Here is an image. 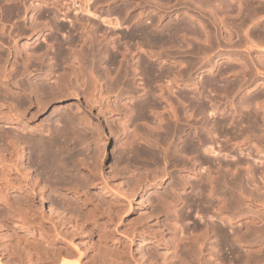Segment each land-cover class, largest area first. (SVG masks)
Instances as JSON below:
<instances>
[{
  "label": "rangeland",
  "instance_id": "rangeland-1",
  "mask_svg": "<svg viewBox=\"0 0 264 264\" xmlns=\"http://www.w3.org/2000/svg\"><path fill=\"white\" fill-rule=\"evenodd\" d=\"M185 1L188 5L185 4ZM185 1L184 0H180V1L178 0H46V1L45 0H25L24 1L25 2L24 7L26 9L25 10L26 12H25L24 7L21 3L18 4L19 11H17V9H15L9 1L0 0V19H1L0 22L2 24L4 23L3 25L4 28L3 27L2 28L4 29L3 31H6V32L10 28L16 27L17 25L27 28V27H31L32 23L39 24L40 21L42 23L43 19L45 18L41 17L42 18L41 20L39 14L42 8L43 9L46 8L50 11V17H49L50 19L53 16V14H55L56 12L59 15V18H52L51 19L52 21L50 22L57 21L58 23L62 22L66 25H69L70 24L69 21L71 19L74 21L75 26L78 29L77 31L73 33L75 37V45H77L76 48H81L82 46H84V49L89 48V44L85 45L84 37L81 35V27L85 25L87 26V28L92 27L95 29L94 34L97 37V39H101L102 34L103 35L106 34L108 35V37L112 36L114 40H117L120 37V41L118 40L120 44V49H123V47L125 46V45L123 46L124 42H127L125 44H127L128 46L127 45L126 46L127 47L130 46L129 49L132 51L136 50V49L134 50L135 47L139 48L137 47L138 45H140V48H139L140 50L141 46L143 45L142 50L144 51L143 52L142 50L140 51L143 53L146 60L150 62H154L156 68L162 65L164 68L169 69L168 71H170L169 72L170 74H168L169 77L166 76L165 78H163V81H160V83L164 82L163 85H165V82L166 83L168 82L167 85H170L171 82L166 81V78L167 80L168 79L170 80L171 78L176 80V82L172 85L173 88L171 89V92L164 90L165 91L164 93L168 97L170 103H173V105L171 106L172 108H175L174 109L175 113H173L174 116L177 113L178 118L180 117L177 122L178 127H180V129H183V132L185 133L184 134L183 132H181V137H180L181 141H179V139L175 137L176 136V121H175L176 119L174 120V119L169 118L170 117L169 114L166 113L167 108L164 109V107H167V106L164 105L165 103L163 101H162L163 103L161 102L163 105L160 103L159 105L160 107H156L155 109L151 108L153 111L150 110L149 107L143 110H138L137 107L139 106L138 104H140L139 100L141 99V102L143 103V101H145L144 95H146L145 98L151 95V91L149 93L148 92L149 88L144 84L146 77L138 74L140 75L139 78L138 76H136L137 78L134 77V80L131 78V82L129 81L131 85L128 82L131 89L123 90L124 88L121 87L123 86V84L121 85V83L118 82L119 83L118 85L115 79V76H114L116 71L120 70V69H117L120 67L119 66V62H120L119 59L121 58L120 54H117L116 60L114 61L109 60V54H108L109 52L107 50L106 51L103 50L104 47L100 45L102 52L97 53L99 54L100 58H98L97 56V59H98L96 63L97 66L94 67V71L96 73L94 72V74L95 75L97 74L96 77L98 79L101 78L100 79L101 82L100 80L99 82L104 84L103 86H105V89L108 93L105 91L102 94V96L98 97L97 89L96 90L91 89V79L89 77H86L84 78L86 79L85 85H84V91H79L75 88L70 87L68 91H66L65 93H62V95H60L58 98H54L52 101H50V103L46 106V108L39 115H34L33 117L31 116L29 117L26 115V117L22 119L23 125L30 124L33 127L44 126V128H47L48 124L52 123V127L54 126H58L59 128L62 127L66 132H68L64 139L66 141V144L64 141L65 148H67L68 153L71 155L70 158L68 159V164L72 165V168L76 172V174L77 173L79 174L77 177L78 179L80 178V174L84 173L83 175L84 183L78 184L73 194H71L72 192H69V191L66 192L67 197L71 198V200L76 203L72 205V207L71 205L70 206L64 205L62 204L63 202H62L61 197L54 195L53 198L55 199L54 200L55 204L53 203L51 205H53L52 207L55 208L56 212H51L50 211L51 206H49V203L47 201L41 200L40 197H37L36 199H34L31 203V207L23 210V212H21L18 216H14V213L10 211L9 212L1 211L0 212V262L1 264H11V263L42 264L43 255L47 253L48 251L52 253V250L58 247L62 249H68L69 251H74L76 253V256L75 255L73 256V258L75 257L74 259H76L79 253L78 250H80L82 253L81 259L82 261H84L85 264H121L122 262H127V264H148L146 263L147 253L145 250V245L149 243L150 237L154 236V234H157L159 236L157 231L165 229L166 225L164 222L166 221H163V220L156 221L153 218V216H150L149 210L151 209V207L149 206L146 200L147 197L148 196L153 197L155 193L154 191L156 190L160 192L159 193L160 197L162 195L164 196L165 191H166L165 187H167L168 185H170V187L172 185H174L173 187H176V181L180 179L178 177H180L181 174L184 175V173L193 172V170L198 172V170H200L201 167H203V166L201 167L198 166L199 168L198 169L194 166L193 164V162L195 161L194 156H191V157L185 156L187 154H184L183 152H180V151L179 153L181 154L183 153L185 158L181 156V154H178V153L175 154L174 148L182 144L181 143L183 142L182 137L188 136L189 134L193 142L194 143L196 142L197 144V139H196L197 137L195 136L197 135V132H199V130L200 132L201 130H203L204 132L202 131V133H205L206 131H213L212 135L216 137L218 141L220 140L222 141L224 138H227L226 137L227 135L226 136L222 135L224 133L223 131L225 130L221 126H218V127L214 126V124L216 123L214 122V119L216 120L217 117L222 118L221 117L222 113H223L222 115L225 116V119L224 120L220 119V121H222L220 124L226 123L225 120H228L229 122H231V120L234 118L232 122L234 124L228 125L229 130H232V133L230 136H237L238 134H239L238 136H240V133L242 131L241 128H243V125H241L240 122L239 124H236L238 123L239 117L235 115V110L246 111V109H250L253 112V109L255 108L256 110L259 111V113L261 114L263 113L264 104H262L259 107L258 106L255 107L254 105L256 104L254 103L252 105V103L257 102L258 99L260 100L263 98L262 94H264L263 93L264 86L259 85L258 86L259 89L258 87H254V84H252L251 87L246 86L247 84L244 83V76L242 75L243 72L241 71L243 68L242 67L243 64L242 62L238 60V57L236 58V56L238 55L233 54L232 56L235 57L233 58L229 56L227 53L223 52V54L221 55H218V56L214 55L212 57V55L214 54L215 51L218 50V48L217 49L215 48L216 50L214 49L215 51L213 50L214 51L213 53L209 51L211 54H209L208 50L204 48V46L208 44L205 37H208V39H212V41L214 40L212 36L215 37V35H218L219 38L223 37L222 39L220 38V40L227 39L229 35L231 39L237 38L234 33L235 29H232L234 27L230 25L231 24L230 22L236 23L237 20L239 21L238 17L242 16L243 12L245 13L246 7L249 4V0H212V1L209 0V4H207V2L206 3L203 2L204 4H202L201 2L199 4L200 1L198 2L197 0L195 2L193 0H185ZM189 1H191L193 4ZM220 1H223V3ZM179 2H183V4ZM196 2H198L197 4L201 6L203 5L202 6L203 8L197 5ZM206 4L208 7L206 6ZM196 5L200 7L201 9H198ZM238 7L239 9H237ZM96 9L98 10L96 11V13L98 12V14L99 13H102V15L106 14L107 16L109 15L112 18L116 16L118 17V19L124 21L125 23L122 24L123 26L110 27L106 25L105 23H102L101 19L97 17L96 14L93 13ZM224 9L226 10L227 13L222 11ZM241 9H242V12H241ZM200 10L202 12L201 14L199 13ZM211 12H213L214 14ZM64 13L68 15L67 19L63 18ZM210 13H211V16H210ZM24 17L26 18L24 19ZM256 17H260V16H258L257 14ZM181 18L182 19L184 18V20H181ZM186 18L188 19L190 24L188 23ZM219 18H221L222 21ZM262 18L264 17H261L260 20H262ZM179 19L181 23L178 21ZM214 20L217 21V26L220 25L219 26V29H221L220 31L218 28L216 29L214 25V23L216 24V21ZM185 21L187 22V25H189L191 30L190 28H187L188 26L186 25ZM26 22H29V24ZM178 24L180 25V28H183L184 26L183 30L184 31L187 30L185 32L189 34L187 33L184 34L183 33L184 31H177L178 30L177 28L179 26ZM223 24H227V26L229 27L232 26V27L228 28L226 27V25H223ZM175 25L177 28L175 27ZM207 25L209 27L210 26H213V27L208 28ZM205 26H207V28ZM221 26L223 29L221 28ZM110 28H113L114 31L112 32ZM130 29L131 30L133 29L134 31L135 30H138V31L134 32L133 30L131 31ZM206 29L207 31L211 30L210 33L207 32ZM229 29L232 31V33ZM174 30L176 31L174 32ZM26 31L28 30L26 29L25 32L23 31L24 33L22 32L19 36L16 37L17 39L15 38L16 44H14L15 47L13 45V49L15 48L17 50L22 49L23 51L25 52L28 51L30 53L31 51L33 52L34 46L37 44H42L44 47L47 46L46 40L44 39L43 36H40L39 33L35 34L38 38H36V36L34 35L33 36L34 39H33V38H29L31 32L30 31L26 32ZM193 31L194 32L196 31V32L194 33ZM49 32H51V30L49 31L47 30L43 32V34L47 35ZM133 32L136 34H134ZM176 32L178 35L176 34ZM179 32L182 33V37H181V33L179 34ZM220 32L222 34L221 36L219 35ZM125 33H128V34H125ZM143 33L144 35H142ZM207 33L212 35L210 36L208 34L211 38H209ZM211 33H216V34H211ZM129 35L132 37H129ZM137 35L140 38L137 37ZM232 35L234 37H232ZM59 36L60 38L65 37V32L59 33ZM123 36L125 38L128 37L127 38L128 40L123 38ZM157 36L158 37L160 36L158 40L156 38ZM194 36L196 37V39L194 40L191 39V38H195ZM4 38H5V43L7 45L9 38H7L6 36H4ZM197 38H198V42H197ZM160 39H162V41ZM166 40H168L169 43ZM202 40L204 44L206 43L207 44L204 45L202 43ZM220 40L217 41L218 45L221 42V46H223V43ZM111 45L112 44L108 45L109 49L111 48L110 47ZM55 46L56 45L54 44L53 47ZM162 49L164 51H162ZM202 49H204L203 53H202ZM111 50L114 51V49H111ZM154 51H156V53ZM170 51L171 53H173L172 56L169 53ZM194 51L195 52L198 51V52L194 53ZM157 52H158V55H157ZM200 52L202 53L201 55H200ZM167 53L170 54V56H168ZM251 53L253 54L252 56L255 61L256 60L259 61L261 57H262L261 61H264V52L253 51ZM197 58H199V60H197ZM206 58H208L209 60L206 61ZM190 60H192L194 63L197 60L200 63L197 62L198 65L196 63L194 65L195 68L192 67V69L194 70L192 71L189 70L188 71L189 74H188L186 72L187 70H186L185 64L187 65L188 64L187 62H189ZM64 61H66L67 65L71 64V58H69L68 60H64V59L58 60V64L61 67H65L66 64ZM192 61H190L189 63H192ZM11 62L13 63V66L17 65V67L19 68L22 67V60L20 56L18 55H16L15 58L14 56L10 57L8 67H11L10 66V64H12ZM220 65L221 66L223 65V66L221 67ZM174 66L176 69L174 68ZM226 66L228 67L226 68ZM172 68L174 69L172 70ZM171 70L173 73L171 72ZM223 72L225 75L223 74ZM43 73L44 72H42L41 75H43ZM173 74L176 76H174ZM184 74H187L188 76ZM190 74H192L193 77ZM98 76H101V77H98ZM111 76H113V79L111 78ZM140 77L143 79H140ZM88 78L90 79V81L88 80ZM105 78H108V80L107 79L105 80ZM102 79L105 82L104 81L102 82ZM239 79L241 80L239 81ZM25 80L26 79L24 78V83H26ZM106 81L107 82L109 81V83H106ZM229 81L231 82L233 81V83ZM237 81L239 82V85ZM241 81L242 83H240ZM207 82H209L210 84L208 83L206 86ZM50 83H52V80H50ZM113 83H115L116 86H113L112 85ZM234 83L235 84L237 83V84L235 85ZM107 84H110V85H107ZM202 85H204V87ZM208 86H210L212 89ZM108 87L112 89L111 91L113 94L110 93L111 92L110 89L109 90L107 89ZM115 87H118V88L116 89ZM3 88H1L0 86V97H1L0 99L2 101L6 99L5 100L6 102L11 101L10 102L11 104L14 103L16 105H20V107L23 106L22 104H20L23 102H24L23 103L24 105H27V102L29 101V98L27 96L19 95V97L18 96L16 97V94H13L10 91H8L6 88L4 89ZM234 88L237 90H233ZM12 89H14L13 91L18 92L17 85L14 86ZM119 89H121L122 93H120V91H117ZM156 91H157V88H156ZM232 91L234 93H232ZM227 92L231 98L227 95ZM183 93L187 95L186 96L187 98L185 97V95H183ZM115 94L117 95V97ZM119 94H120V98L118 97ZM147 94H149V96ZM250 95L255 96L253 99L256 101H254L253 99L250 100L251 102L250 103L248 102L249 103L248 107L250 106L251 107L245 109L242 107V103H240L241 101L240 99L246 98V96L248 97ZM257 95L259 96L257 97ZM227 96L229 97V100L227 99ZM106 97L110 99H107ZM105 100H107L109 103H106ZM19 101H22V102H19ZM115 101H117V103ZM231 101L234 103H232ZM236 101L238 102L237 104L235 103ZM230 102L234 106H236V108L242 107V109L234 108L232 104H229ZM197 103H198L197 106H199L198 108L196 107ZM215 103H217V105L213 106V104ZM201 104L202 106L204 105L206 108L204 106L203 108L200 107ZM239 104L241 106H239ZM134 105H138V106L135 107ZM206 105L207 106L209 105L210 107L213 106V107L208 108ZM148 109L150 110V112ZM207 109L209 111H207ZM117 110H121L125 112L126 115H128L126 116V118L129 117L130 120L126 121L127 125L131 122V120L135 121V122L132 121V123L133 124L135 123L134 126L136 125L135 126L136 127L135 135H137L135 136L136 138L131 139L130 135L129 136L124 135V132L121 127V122H123L122 119L124 118H121V120L118 119L120 116ZM217 110L221 112H218ZM256 110L254 112H256ZM138 111L141 112V115ZM157 111L160 112L161 114L158 113ZM169 111H171V109H169ZM184 112L186 113L188 112V114H185ZM155 113L159 115L157 116ZM184 114L186 116L188 115V120L186 116H184ZM190 114H192V116ZM170 115L172 116V118L174 117L172 113ZM213 115L214 116L217 115V116L214 117ZM55 116L56 118H60L59 119L60 121L58 120L54 121L53 119H51ZM50 120L54 122H51ZM69 121H71L70 122L71 124L69 123ZM191 121L192 123H190ZM158 122H160L161 124L160 123L157 124ZM260 122L261 120L259 121V124ZM158 125L160 128H158ZM238 125H241L240 126L241 128H239ZM229 126H231V128ZM210 127H213V130L212 128L209 129ZM219 127L221 130L219 129ZM234 128L236 130H234ZM255 130L257 132L258 131L261 132L262 134V131L257 130V128ZM219 132H221L222 134ZM237 132L239 133L237 134ZM233 133L234 134L236 133V134L233 135ZM220 135L222 136L220 137ZM186 138L188 139L189 137H186ZM253 139L255 138L251 137V139L245 141L244 143L245 146L249 145L250 142H251L250 143L251 145L252 142L255 141ZM177 141L180 143H178ZM244 144L241 145L242 148ZM170 147L173 150H171ZM170 152L171 153L174 152L175 156L174 154H171ZM229 154H233V152L226 150L224 159H231V156ZM177 155H179L178 156L179 159H176ZM263 155H262L263 158L261 157L262 160H264ZM187 157H189L188 158L189 161L190 160L192 161V159H194V161L189 162L187 160ZM184 159L185 161H182ZM176 161L178 164H180L179 166H177ZM181 164L182 165L187 164V165H184L186 168L182 166ZM189 165L192 167H189ZM262 166H264V164L259 166V175H263L264 167ZM76 181L77 179L73 181L75 185L79 182V181L78 182ZM155 181L158 182L156 186H151L147 188L146 190L144 189L143 196L138 194L137 187H136L138 186V183L148 185V184L155 183ZM161 181L163 182V184H159V182ZM260 186L263 190L264 184L260 183ZM180 190L181 189L179 188V191ZM134 191H136L137 193L134 194ZM160 202L161 201H159L158 203ZM112 207L123 209L124 212L120 216L122 217V220L119 221V217L117 216V213L109 212L110 208ZM57 213H60V214L57 216ZM110 221H112L114 224L117 223L119 225L118 230L117 229L115 230L114 227H112V225L108 228H104V226L108 225ZM31 225L42 226L44 230V234L35 232L34 230H32L30 227ZM133 232L137 234H143L144 239L141 240V238L137 237L135 234H133ZM169 232L170 230L164 231V237H163L164 241H168L167 239H170ZM153 245H157V244H153ZM114 248H117L118 255L116 251H115L116 254H114ZM158 248H159L158 251L161 253L165 252L166 250L164 245H160V247ZM121 252L123 254L121 255V258H119ZM174 259L176 260V258H173L172 260ZM231 259L233 260V257H231L230 255V257L228 258V263L230 264H232ZM229 260H231V262H229ZM157 264H160V262L158 261Z\"/></svg>",
  "mask_w": 264,
  "mask_h": 264
},
{
  "label": "bare ground",
  "instance_id": "bare-ground-1",
  "mask_svg": "<svg viewBox=\"0 0 264 264\" xmlns=\"http://www.w3.org/2000/svg\"><path fill=\"white\" fill-rule=\"evenodd\" d=\"M7 1H9L11 3V5L15 9H17V11H19V8H18L19 3H21L23 5V7L25 6V4H24L25 0H7ZM178 1H180V0H178ZM193 1L195 2L196 0H193ZM197 1L198 2L200 1L199 4L201 2H202V4H204L203 2H205V3L207 2V4H209V0H197ZM210 1H212V0H210ZM189 2H191V1H189ZM198 2H196V4ZM220 2L223 3V1H220ZM220 2H218V3H220ZM179 3L183 4V2H179ZM218 3H217V5H218ZM143 4H145V3H143ZM161 4H163V3H161ZM185 4H187L186 1H185ZM199 4H197V5H199ZM207 4H206V6H207ZM220 5H222V4H220ZM199 6H201V5H199ZM202 6H201V8H203ZM201 8L198 7V9H201ZM219 9H220V7H219ZM237 9H239V7ZM242 9H241V12H242ZM25 10L26 9L24 7V11ZM117 10H118V8H117ZM224 10H222V11L226 12L227 9L225 11ZM96 11H98V10L96 9L93 13L96 14L97 17H99L101 19L102 23H105L106 25H108L110 27L123 26L122 24L125 23L124 21L118 19V17H116V16L114 18H112L111 16H109V15L107 16L106 14H103V15H102V13L98 14V12L96 13ZM204 12H205V10H204ZM213 12H211V13H213ZM106 13H108V12H106ZM199 13L200 14L202 13L201 10ZM211 13H210V16H211ZM138 14H139V12H138ZM213 14H212V16H213ZM242 14H241L242 16L238 17L239 18V21L237 20L238 22L236 21V23H233V22L229 21L231 23V24L230 23L229 24L234 27L232 29H235L234 33L237 37V38L235 37L236 39H231V37L229 35L228 38L225 37L227 39L220 40V38L222 39L223 37L219 38L218 35H215V37H214V36L209 34L211 30L207 31V29H206V31L209 32V33H207V35L209 34L210 36H212V38H214V40L212 41V39H208V37H205L208 44L206 43V41H205V43L207 45L204 44L203 40H202V43L204 45H206V46H204V48L206 50H208V52L211 51V53H213L218 48V50L214 52L212 57L214 55H216V56L221 55V54H223V52L227 53L231 57H233L232 56L233 54L238 55V56H236V58L238 57V60L240 62H242V64H243V66H242L243 68L241 67L242 70L241 69H239V70H241L243 72L242 75L244 76V83L247 84L246 86L251 87L252 84H254V87H258L259 85L264 86V61H261L262 57L260 58L259 61H257V60L255 61L253 59V56H252L253 54L251 53L253 51L264 52V18H262V20H260L261 17H264V0H249V4L246 7V11H245V13L243 12ZM257 14L260 17H256ZM259 14H261V15H259ZM39 15H40V18L41 17L45 18V19H43L42 23H41V21L39 24L38 23H36V24L32 23L33 25L31 24V27H27V28L22 27L20 25H17L16 27L10 28L7 32L3 31L4 30L3 29L4 23L2 24L0 22V26L2 25L0 27L1 28L0 29V86H1V88H3V86H4V88H6L8 91H10L13 94H16V97L17 96L19 97V95H25L29 98L27 105H24L23 104L24 102L20 103L23 105V106L21 105L22 107H20V105L14 104V103L11 104L10 103L11 101L6 102L5 101L6 99H4L3 101L0 99V181H1L0 182V212L1 211H8V212L10 211V212L14 213V216H18L21 212H23V210L30 208L32 201L34 199H36L37 197H40L41 200L47 201L49 203V206H51V208H50L51 212H56L55 208L52 207L53 205H51L55 202L54 201L55 199L53 198L54 195L61 197L62 202H63L62 204H64V205H69V206L71 205V207H72V205H74L76 203V202L72 201L71 198L67 197L66 192L69 191V192H72L71 194H73V192L76 190V186H78V184L84 183V179H83L84 173L80 174V178L78 179L77 177L79 174L78 173L76 174V172L72 168V165L68 164V159L70 158L71 155L68 153L67 148H65L66 141L64 140L65 136L68 132H66L62 127H61L62 129L59 128L58 126L52 127V123L48 124L47 128H44V126L33 127L30 124L23 125L22 119L24 117H26V115L29 117L30 116L33 117L34 115H39L46 108V106L50 103V101H52L54 98H58L60 95H62V93H65L66 91H68L70 89V87L75 88L79 91H84V85H85V80H86L84 78H86V77H89L91 79V89L92 90L97 89V96L98 97L102 96V94L106 91L105 86H103L104 84L100 83L101 78L98 79L96 77L97 74L96 75L94 74V72H95L94 67L97 66V64H96L97 60H98L97 56H98V58H100L99 54H97V53L102 52L100 45H102L104 47L103 50H105V51L107 50L109 52L108 53L109 54V60H112V61L116 60L117 54H120V56H121V58L119 59V61H120L119 66L120 67L117 68L120 70L119 71L117 70L118 72L116 71V73H115L116 75L114 74V76H115L117 83L120 82L121 85L123 84V86H121L124 88L123 90L131 89V87H130L131 78L134 80V77L138 76V78H139L140 75H143L144 77H146L144 84L149 88L148 92L150 93V91H151V95L149 96V94H147L149 97H146V98H145L146 95H144L145 101H143V99H142V101H143V103H142L141 99H140L139 100L140 104H138L139 106L138 105H134V106L135 107L138 106L137 107L138 110H143L147 107H149V109L152 110L151 108L155 109L156 107H160L159 105L163 101L165 103L164 105L167 106V107H164V106L163 107H164V109L167 108L166 113L169 114V116H170L169 118L174 119V120L176 119L175 120L176 121V136L175 137L177 139H179V141H181V139H180L181 132H183V129H180V127H178V124H177L180 117L178 118L177 113L175 114L176 117L174 116L173 113H175L174 112L175 108H172V106H171V105H173V103H170L168 97L164 93L165 91L171 92V89L173 88L172 85L176 82V80H174L172 78L170 80L169 79L167 80V78H166V81L171 82V84L169 83L170 85H167L168 82L167 83L165 82V85H163L164 82L160 83V81H163V78H165L166 76H168V74H170L169 73L170 71H168L169 69L164 68L162 65L160 67L156 68L154 62H150V61L146 60V58L144 57V55L142 53L144 51V50H142L143 45L141 46V49H140V50H142V52L139 50L140 45L137 46L139 48H136V47L134 48V50L136 49L135 51L130 50L129 49L130 46L127 47L128 45L125 44L127 42H124L123 46L124 45L125 46L123 47V49H120V44H119L120 37H119V39L114 40L112 36L108 37V35L102 34V36H101L102 38L97 39V37L94 34L95 29L92 27L87 28V26L85 25V26L81 27V35L84 37L85 45L89 44V48L84 49V46H82L81 48H76L77 45H75V37H74L73 33L75 31H77L78 29L75 26V23L72 19L69 21V23H70L69 25H66L62 22L58 23L57 21L50 22V21H52L51 20L52 18H59V15L56 12L55 14H53V16L50 19L49 18L50 17V11L46 8L45 9L42 8ZM6 16H8V15H6ZM25 18L26 17H24V19ZM42 18H41V20H42ZM63 18L67 19L68 15L66 13H64ZM219 19H221V18H219ZM222 19H223V17H222ZM222 19H221V21H222ZM224 19H226V18H224ZM181 20H184V18L183 19L181 18ZM0 21H1V19H0ZM178 21L181 23L180 19ZM187 21H188V19H187ZM214 21H216V20H214ZM211 22H213V21H211ZM26 23L29 24V22H26ZM182 23H183V21H182ZM188 23H189V21H188ZM184 24H182V25H184ZM126 25H127V23H126ZM186 25H187V22H186ZM214 25H215L216 29L217 28L219 29L220 25L217 26V21H216V24L214 23ZM223 25H226V27H228V28L232 27V26H230V27L227 26V24H223ZM28 26H30V25H28ZM38 26H40V27H38ZM187 26H188L187 28H190L189 25H187ZM207 26H205V27L207 28ZM135 27H137V26H135ZM173 27H174V25H173ZM175 27H176V25H175ZM210 27H213V26H210ZM210 27L208 26V28H210ZM85 28H86V30H85ZM183 28H184V26H183ZM183 28H180V25H179L177 28L178 29L177 31H184ZM221 28H222V26H221ZM26 29L31 32V33L29 32L30 33L29 38H33V36L37 33H39L40 36H43L47 42V46L44 47L42 44H37L34 46L33 52L31 51L30 53L28 51L25 52L22 49L21 50H17L16 48L13 49V45L16 44L15 38L17 36H19L23 31L25 32ZM110 29L112 32L114 31L113 28H110ZM47 30L48 31L51 30V32H49L47 35H44L43 32H45ZM190 30H191V28H190ZM220 30L221 29H219V31ZM28 31H26V32H28ZM136 31H138V30H135L134 32H136ZM139 31H141V30H139ZM175 31L176 30H174V32ZM185 31H187V30H185ZM185 31L183 32L184 34L187 33ZM61 32H65V37L60 38L59 33H61ZM180 33L181 32H179V34ZM231 33H232V31H231ZM125 34H128V33H125ZM134 34H136V33H134ZM140 34H139V36H140ZM146 34H148V33H146ZM176 34H177V32H176ZM187 34H189V33H187ZM191 34H192V32H191ZM211 34H216V33H211ZM142 35H144V33ZM219 35L220 36L222 35L221 32L219 33ZM4 36L9 38L7 45L5 43ZM139 36L137 35V37H139ZM210 36H209V38H211ZM110 37H112V38H110ZM129 37H132V36L129 35ZM181 37H182V33H181ZM232 37H234V36L232 35ZM36 38H38V37L36 36ZM123 38H125V37L123 36ZM127 38H125V39H127ZM156 38L158 40L160 38V36L159 37L157 36ZM191 39L194 40V39H196V37L191 38ZM202 39H204V38H202ZM160 40L162 41V39H160ZM219 40L222 41V43H223V46H221V42H220L219 45L221 47L218 45V42H217ZM140 41H142V40H140ZM166 41L168 42V40H166ZM169 41H171V40H169ZM143 42H144V40H143ZM197 42H198V38H197ZM216 42H217V44H216ZM54 44L56 45L55 47H53ZM109 44H112L110 46L111 47L110 49L108 48ZM187 46H189V45H187ZM14 47H15V45H14ZM179 47H180V45H179ZM230 48H232V49H230ZM238 48H240V49H238ZM111 49H114V51H112ZM176 49H178V48H176ZM157 51H158V49H157ZM162 51H164V50L162 49ZM162 51H160V52H162ZM203 51H204V49H202V53H203ZM154 52L156 53V51H154ZM197 52L194 51V53H197ZM164 53H166V52H164ZM169 53L172 56L173 53H171V51ZM202 53L200 52V55ZM211 53L209 52V54H211ZM170 54H168V56H170ZM254 54H255V52H254ZM16 55L20 56V58L22 60V67L21 68L17 67V65H15L16 62L14 63L15 66H13V63L11 62L12 63V64H10L11 67H8L10 57L14 56V58H15ZM157 55H158V52H157ZM69 58H71V64L70 65L68 64L69 66L66 64V61H64L66 64L65 67H61L58 64V60H61V59L68 60ZM233 58H235V57H233ZM203 59H205V58H203ZM192 60H190V61H192ZM197 60H199V58H197ZM197 60L195 61V63L193 61H192V63H189L190 62L189 61V62H187L189 65L185 64V67L187 70V71L186 70L185 71L187 73L189 70H191V71L194 70V69H192V67H194V65L197 62H199ZM207 60H209V59L206 58V61ZM186 61H187V59H186ZM100 62H101V60H100ZM98 63H99V61H98ZM135 63H136V65H135ZM84 64L87 66H85ZM202 64H203V62H202ZM212 64H213V62H212ZM197 65H198V63H197ZM227 67L228 66H226V68ZM174 68H175V66H174ZM174 68H172V70ZM229 68H230V66H229ZM172 70H171V72H172ZM42 72H44L43 75H41ZM180 72H181V70H180ZM229 72H230V70H229ZM138 74H140V75H138ZM223 74H224V72H223ZM108 75H110V74H108ZM173 75H172V77H173ZM184 75L188 76L187 74H184ZM190 75L192 76V74H190ZM174 76H176V75H174ZM98 77H101V76H98ZM24 78L26 79L25 80L26 83H24ZM89 78H88V80L90 81ZM108 78H105V80L106 79L108 80ZM111 78L113 79V76H111ZM189 78H191V77H189ZM140 79H143V78L140 77ZM191 79H193V78H191ZM242 79H243V77H242ZM50 80H52V83H50ZM99 80H100V82H99ZM137 80H139V79H137ZM240 80L241 79H239V81ZM103 81L104 80L102 79V82ZM112 82H114V81H112ZM128 82L130 83V85ZM229 82H231V81H229ZM106 83H109V81L108 82L106 81ZM208 83L209 82L206 83V86ZM226 83H228V82H226ZM231 83H233V81ZM237 83L239 85L238 81H237ZM240 83H242V81ZM16 85L18 88L17 89L18 92L13 91L14 89H12ZM107 85H110V84H107ZM112 85L116 86L115 83H113ZM118 85H119V83H118ZM238 85H237V87H238ZM195 86H196V84H195ZM202 86L204 87V85H202ZM208 87H210V86H208ZM111 88L108 87L107 89L108 90L110 89V91H111L112 90ZM115 88L117 89L118 87H115ZM156 88H157L158 92L156 91ZM217 88H218V86H217ZM235 88H236V86H235ZM235 88L233 90H237ZM220 89H221V87H220ZM220 89H218V90H220ZM240 89H241V87H240ZM258 89H259V87H258ZM8 91H6V92H8ZM117 91H120V93H122L121 89H119ZM131 91H129V92H131ZM213 91H215V90H213ZM221 91H222V89H221ZM224 91H225V89H224ZM193 92H195V91H193ZM110 93H112V91ZM174 93H175V91H174ZM222 93H223V91H222ZM232 93H234V92L232 91ZM263 93H264V91H263ZM216 94H218V93H216ZM183 95H185V94L183 93ZM227 95H228V92H227ZM262 95H263L262 96L263 98L260 100L258 98H256L259 101L257 100V102H253L252 105L255 103L256 105H254V106L259 107L262 104H264V94H262ZM186 96L187 95H185V97ZM228 96H227V99L229 100L230 96L229 97ZM258 96L259 95H257V97ZM116 97H117V95H116ZM118 97L120 98V94L118 95ZM254 97L255 96L250 95L248 97L246 96V98L240 99L241 100L240 103H242V107L245 109L250 108L251 106L248 107V105L251 102L250 100H252ZM107 99H110V98H107ZM213 100H215V99H213ZM121 101H122V99H121ZM254 101H256V100H254ZM19 102H22V101H19ZM105 102L109 103L107 100H105ZM115 102L117 103V101H115ZM183 102H185V101H183ZM212 102H214V101H212ZM231 102L229 104L234 103V102H232V103ZM238 102H239V100H238ZM238 102L236 101L235 103L237 104ZM197 105H198V103L196 104V107L198 108L199 106H197ZM214 105H217V103L213 104V106ZM232 105H230V106H232ZM192 106H194V105H192ZM203 106L201 104L200 107L203 108ZM239 106H241V105L239 104ZM135 107H134V109H135ZM207 107L209 108L210 106L208 105ZM212 107H210V108H212ZM233 107L236 108V106H234V105H233ZM242 107H238L236 109H239V108L242 109ZM168 108L171 109V111H169ZM176 109H178V108H176ZM150 110H149V112H150ZM210 110H212V109H210ZM255 110H256L255 108L253 109V112L250 109H246V111L240 110L241 112L238 110H235V115L237 117H239L238 123H236V124H239V122H240V124L243 125V128L240 127L241 125H238V127L242 129L240 136H238L239 132H237V134H238L237 136H230L232 133V130H229L228 125L234 124V123H232L234 118L231 120V122H229L228 120H225L226 123L220 124L222 122V121H220V119L221 120L225 119V116H223L222 115L223 113H222L221 114L222 118L217 117L218 119L217 118H216V120L214 119V122H216L215 123L216 125L214 124V126H217V127L221 126L225 130V131H223L225 134L224 133L222 134L221 132H219V133H221L222 135H225V136L227 135L226 137L228 139L223 137L224 141L223 140L221 141L220 139H219L220 141H218L216 139V137H214L212 135L213 131H206L205 130L206 132L202 133L203 130H201V132L199 130V132H197V135L195 136V137H197L196 138L197 144H196V142L195 143L193 142L192 138H190V136L188 134V136L182 137L183 142H181L182 143L181 145L179 144L180 146L177 145L178 147H175V148L173 147L175 154H177V153L181 154V153H179V151H180V152H183L184 154H187L185 156H190V157L194 156L195 161H194V159H192V161L191 160L189 161V159H188L189 157H187V160L189 162L194 161L193 164L196 168H198V166H200V167L203 166V167H201V169L198 170V172L193 170V169H195V168H193L192 169L193 172H186V173H184V175L181 174V176L178 177L180 179L176 181V187H173L174 185H172L171 187H170V185L165 187L166 191H165V195L164 196L162 195L163 197L162 196L160 197V195H159L160 192L157 190L154 191L155 193H154L153 197H151V196L147 197L146 200H147L149 206L151 207V209L149 210L150 216H153V218L156 221H162V220L166 221V222H164L166 227L164 230H158L157 232H158L159 236L157 234H154V236L150 237L149 243H147L145 245V250L147 253L146 263L157 264V262L159 261L160 264L161 263L162 264H230V263H228V258L231 255V257H233V260L231 259L232 264H264V188L262 190V188H261L262 185L260 186V183L264 184V172H263V175H259V166L264 164V160L261 159L262 155L264 154V136H263V134H264V110L262 109L263 110L262 114L259 113L258 110H256V112H254ZM207 111H209V110L207 109ZM212 111H214V110H212ZM117 112L119 113V116H120L118 118L119 120H121V118H124V119H122L123 122L120 121L124 135L125 136L130 135L131 139L136 138L135 137V136H137V135H135V131H136L135 126L136 125L134 126L135 123L134 124L132 123L133 120H131V122L127 125L126 121L130 120L129 117L126 118V116H128V115H126L125 112H123L121 110H117ZM154 112H155V110H154ZM163 112H165V111H163ZM218 112H221V111H218ZM139 113L141 115V112H139ZM158 113H160V112H158ZM171 113L175 118L174 117L172 118V116L170 115ZM184 113L188 114V112L187 113L184 112ZM185 114H184V116H186ZM190 115L192 116V114H190ZM216 116H214V117H216ZM236 116H235V118H236ZM186 118L188 120V115L186 116ZM51 119H53L54 121H57V120L60 121L59 120L60 118H56V116L51 118ZM226 119H228V118H226ZM260 120H261V122L259 124ZM50 121L54 122L52 120H50ZM160 121H162V120H160ZM70 122L71 121H69V123ZM125 122H126V124H125ZM133 122H135V121H133ZM235 122H237V121H235ZM159 123L160 122H158L157 124H159ZM190 123H192V121ZM133 127L135 128V130ZM213 127H210L209 129L212 128V130H213ZM229 127L231 128V126H229ZM158 128H160L159 125H158ZM181 128H183V127H181ZM256 128H257V130L262 131V134L259 131L257 132L255 130ZM219 129H220V127H219ZM234 130H236V129L234 128ZM217 132H218V130H217ZM233 132H235V131H233ZM235 134L233 133V135H235ZM222 135H220V137ZM186 137H189V138L187 139ZM251 137H254L255 139H253V140H255V141L252 142L251 145H250V143H251L250 142L249 145L245 146V144H244L245 141L251 139ZM64 141H65V144H64ZM178 143H180V142H178ZM242 144H244L245 147L243 146V148H242L241 147ZM247 144H248V142H247ZM174 146H175V144H174ZM171 147H170V149H171ZM171 150H173V149H171ZM226 150L233 152V154H229L231 156V159H224ZM174 152L173 153L170 152V153L174 154ZM175 154H174V156H175ZM182 154H181V156L184 157V154L183 155ZM178 156L179 155L176 156V159H179ZM182 161H185V159ZM176 163H177V161H176ZM179 165L180 164L177 163V166H179ZM184 165H187V164H183L182 166H184ZM189 167H192V166L189 165ZM262 167H264V166H262ZM186 170H188V169H186ZM170 175H171V173H170ZM75 179H77L76 182L79 181L76 185L73 183V181ZM157 183H158L157 181H155V183L148 184V185L138 183V186H136L138 194L143 196V194H144L143 190L144 189L146 190L147 188H149L151 186H156ZM181 183H182V185H181ZM159 184H163V182L161 181V182H159ZM179 185H180V187H179ZM179 188L181 189L180 191H179ZM260 188H261V190H260ZM137 192L134 191V194ZM75 194H77V193H75ZM159 201H161V202L158 203ZM109 212L110 213L111 212L117 213V216L119 217V221L122 220V217H120L121 214H123V212H124L122 208L112 207V208H110ZM59 214L60 213H57V216ZM111 225H112V227H114L115 230L116 229L118 230L119 225L117 223L114 224L112 221H110V223H108V225H105L104 228H108ZM30 227L35 232H39V233L44 234V230H43L42 226L31 225ZM165 230H170V232H169L170 239H167L168 241H164V239H163ZM167 233H168V231H167ZM133 234H135L137 237L141 238V240L144 239L143 234H137L134 232H133ZM153 244H157V245H153ZM160 245H164V247L166 249L165 252L161 253L158 251V249H159L158 247H160ZM78 251H79V253H78L76 259H74L75 257L73 258V256L74 255L76 256V253L74 251H69L68 249H62L59 247L55 248L52 250V253L50 251H48L47 253H45L43 255L42 264H85L84 261H82V259H81V255H82L81 251L80 250H78ZM115 251L118 255L117 248H114V254H116ZM122 254L123 253L121 252L120 257L119 256L118 257L121 258ZM173 258H176V260L175 259L172 260ZM231 260H229V262H231ZM124 263L127 264V262H122L121 264H124ZM0 264H1V262H0ZM11 264H15V263H11Z\"/></svg>",
  "mask_w": 264,
  "mask_h": 264
}]
</instances>
